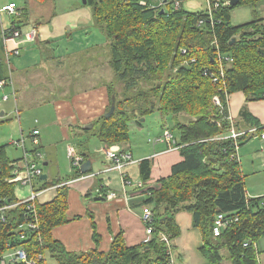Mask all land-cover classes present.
Listing matches in <instances>:
<instances>
[{
  "label": "trees",
  "instance_id": "1",
  "mask_svg": "<svg viewBox=\"0 0 264 264\" xmlns=\"http://www.w3.org/2000/svg\"><path fill=\"white\" fill-rule=\"evenodd\" d=\"M260 1L240 0L230 5L221 0L209 14L207 8L188 11L181 6L182 1L175 8L173 0L158 5H152L150 0H87L92 21L105 34L109 45L112 79L106 85L108 104L104 113L94 120L91 128L80 126V133L97 137L105 147L116 144L124 150L131 121L139 124L141 117L157 110L162 117L172 116L173 128L178 132L174 142L180 159L171 165L167 175L157 178L151 186L152 160H139L137 179L142 181L141 187L133 184V178L125 170L123 174L104 171L110 162L102 152L105 164L101 170L95 172L91 168L82 173L79 168L71 167L73 178L116 172L120 189H109L110 178L107 177L104 182L100 181L98 194L106 198L108 192H114L117 197L129 199L128 188L132 186L130 191L139 190L142 195L141 210L135 214L139 217L142 208L148 206L153 216L145 223L139 218L152 232L145 233V239L137 243L128 244L120 231L112 236L105 251L98 247L70 251L53 237L52 229L70 221L67 182L73 178L41 179L45 173L38 159L42 175L34 179V190L56 186L55 194L47 202H40L38 198L34 203L23 202L26 190L23 192V186L10 181L14 178V163L33 159L36 152L41 155L42 152L38 149L39 129L32 128L26 136L20 127L17 138L10 141L12 148L20 149L18 157L11 158L7 152L8 142H0V203H14L0 219V262L8 259L9 252H14L11 249L21 247L31 262L10 264H47L48 258L57 264H169L171 253L162 235L172 242V249L175 248L173 240L180 233L175 216L179 211H186L192 216V225L202 235L199 250L205 264H224L225 260L230 264H261L257 242L264 238V195H248L238 149L249 139L247 134L256 130L263 142L264 125L242 109L240 115L257 127H250L237 139L227 136L232 123L227 108L228 95L241 91L246 101L264 98V16L255 9ZM244 5L253 7L251 19L233 24L232 10ZM18 8V14L4 12L14 17L8 27H3V12H0V81H4L1 90L11 88L15 57L6 50L3 36L14 29L23 31L28 19V6L24 3ZM3 95H7L8 100L9 94ZM3 95L1 101H6ZM215 96L220 105L214 102ZM111 106H114L113 112L106 117ZM232 124L237 131H242ZM34 130L38 133L34 134ZM79 153L85 160L93 158L87 148ZM132 209L129 201L128 210ZM219 213L233 220L220 235L214 236L212 227ZM90 217L92 236L98 245L100 235L92 215ZM29 223L36 225L31 228ZM244 242L248 244L243 245ZM222 249L227 250V256L221 253Z\"/></svg>",
  "mask_w": 264,
  "mask_h": 264
},
{
  "label": "crops",
  "instance_id": "2",
  "mask_svg": "<svg viewBox=\"0 0 264 264\" xmlns=\"http://www.w3.org/2000/svg\"><path fill=\"white\" fill-rule=\"evenodd\" d=\"M21 1L22 5L25 3L28 6L29 11L28 19H26V24L23 25L25 27L22 30H29L34 27L36 29V37L32 41L21 43L20 55L13 58L12 85L11 88H6H9L10 95L14 98L18 133L20 127L26 136L30 135L29 131L32 128L39 129L40 144L38 149L42 152L43 158L45 157L43 165L49 166L48 170L43 172L46 175V179L63 180L64 178L60 176L61 168L56 158V145L54 143L64 139L68 140V131L73 130L74 133H80V126L93 123L98 116L104 113L108 104L106 85L112 79V71L108 65V52L102 50L103 57H107V74L103 73L105 66L102 62L93 64V71H85L80 74L78 71L81 66L79 67L78 64L76 68L74 67L71 71H67L72 65L76 64L72 61L74 59L78 60L77 57L80 56L78 53L85 48V41H87L88 46L97 44L91 43L92 41L89 40V26L93 22L90 14L91 9L85 7L84 5L86 4H83L80 0H69L68 5L65 7L55 6L56 1H54L55 3H50L49 0H45V4L37 2V0ZM164 1L158 0L161 3H164ZM11 2L16 3V10L18 9L17 11H19L18 6L22 5H19L15 0H6L4 4ZM38 5L41 7L40 9H38ZM249 7H251L252 11L253 7ZM255 9L260 16H264V0L258 2L255 5ZM12 18L14 19L12 15H8L6 21L2 19L3 27H8L11 20H13ZM69 46H74V48L66 50ZM107 75L111 78L107 77ZM80 76H87L86 86L74 89L70 96H64L63 98L61 94L63 91H61L60 96L56 93L53 94V90L56 88L55 85L58 82L61 85V87H58L63 90L62 86L64 89L68 88V84L72 85L74 80L79 81L78 78ZM91 78L109 81L106 84L105 81L103 84H93L96 82L93 81L91 84L89 82ZM43 105L50 106L49 115L36 111ZM227 108L232 123H235L234 125L242 131H248L250 127H257L252 126L240 115L242 109L255 117L259 124L264 125V98L246 101L245 95L241 91H237L228 95ZM0 113H2L0 117H3L4 121L9 122L10 114L6 107L2 108ZM27 128L28 131L26 130ZM256 131L247 134L248 143L252 144L256 140H260ZM18 133L16 134L17 136ZM69 144L72 146L71 143ZM75 148L79 153L81 149L78 146ZM124 148L129 150L133 157V153L126 145ZM243 148L239 150L242 171L246 176L253 174L258 177L259 180L254 185L255 188H258L264 182V174L262 173L264 172V150L261 149L259 153L257 150H253L246 156L244 154L246 152H244V166L241 156ZM96 153L99 152L97 151ZM92 157L91 160L86 159L90 160L92 170L95 172L101 170L105 164L103 154L101 163L95 170L93 168L95 158L93 155ZM138 161L137 166L131 164L125 169L131 178L139 177L137 171ZM247 164L248 167L246 166ZM107 177L110 178V181L107 182L108 188L119 190L121 186L116 172L98 177H88L69 184L67 216L70 221L52 229L53 237L61 241L67 250L85 251L98 247L99 250L105 251L109 248L112 236L120 231L128 244L137 243L145 239L144 226L135 214L141 210L139 206V201L142 197L141 193H139L140 191H133L134 189L130 191L131 186L128 188L131 198L125 199L120 195L114 199H106L98 194V186L100 181ZM149 185H154V182H150ZM55 188L56 186H51L40 191L37 200L40 202L50 201L55 194ZM19 190H17L18 193L22 194ZM258 194L259 190L254 195ZM97 196L103 198H96ZM129 201L134 207L132 209L134 212L128 210ZM91 215L100 235L98 245L95 244L92 236ZM74 216L80 217L73 219ZM175 219L180 228V233L173 240L175 264H205V258L199 250L202 244V235L199 229L192 225L191 214L186 211H179L176 213ZM257 248L260 251L259 261L264 264V241ZM224 264H230V262L227 261Z\"/></svg>",
  "mask_w": 264,
  "mask_h": 264
},
{
  "label": "rangeland",
  "instance_id": "3",
  "mask_svg": "<svg viewBox=\"0 0 264 264\" xmlns=\"http://www.w3.org/2000/svg\"><path fill=\"white\" fill-rule=\"evenodd\" d=\"M2 1H3V3H2ZM5 1L6 0H0V6L2 4H4ZM15 1L18 2L19 5H22L21 0H15ZM54 1H56V3ZM80 1L82 2V0H80ZM160 1H163V0H160ZM166 1L169 2L172 0H166ZM37 2H41L43 4L46 3L45 0H37ZM49 2L55 3V6H58V7H60V6L65 7L68 5L69 0H49ZM159 3H161V2H158V0H154V1L151 0L152 5H158ZM84 6L91 9V7L89 5H84ZM181 6L188 11H197V10L205 9L207 6V1L206 0H182ZM19 7H21V6H19ZM40 8L41 7L38 5V9H40ZM90 14H91V10H90ZM231 15H232L231 22L233 24H240V23L246 22V21L250 20L252 17L251 7L246 6V5L239 6L231 12ZM1 16L4 19V21H6V19L8 18V15L4 12L1 13ZM23 27H25V26H23ZM26 30H28V29H23V31H26ZM88 34L90 37L89 40L92 41L91 43H97V44L96 45L93 44L91 46H88L87 41H85V43H84L85 48L84 49H86V48L87 49L86 50L82 49V51L78 53V55H80L77 57L78 60L74 59L72 61V62H75L76 64L72 65V67H70V69H68L67 71H69V70L71 71L74 67L76 68L77 64L79 67L81 66V69L78 71L80 74L84 73L85 71H93V64H100L102 62V64H104V66H105V71L103 70V73L107 74L108 73V71H107L108 68L106 66L107 57H105V56L103 57V53H102V50H105L106 52H108V49H109V45H108V42L105 38V34L98 28V26L94 22H92V25L89 26ZM73 48H74V46H69L66 48V50L67 49L72 50ZM68 61H69V59H68ZM111 74H112V72H111ZM87 76H84V77L80 76L78 78L79 81L74 80L72 82V85L68 84V88L66 87V89H64V87L62 86L63 90L60 89L61 85L58 82L57 85H55L56 88L53 90V94L56 93L58 96H60L61 91H63V93H61L62 98L64 96H70L74 89H76V88L80 89L81 87L87 85V84H85L88 80ZM107 77H109V76L107 75ZM109 78H111V77H109ZM101 80L102 79L96 80L94 78H91L89 82L92 84L93 81H96L93 84H97V83L103 84V82L106 79H104L102 81ZM108 81H105V84ZM58 86H60V87H58ZM115 87H118L117 83H116ZM119 91L121 92L122 90H119ZM3 93L9 94L8 100L1 101V96L3 95ZM46 94L49 95L48 93H46ZM50 95H52V94H50ZM4 107H6L8 113L10 114V117L8 118L9 122L4 121L2 119L3 117H0V142H2V143L8 142L7 152L11 158H14V157L19 156L21 151H20V149L12 148L11 143H10L12 138L13 139L17 138L16 134L18 133V127H17V112H16L15 103H14V98L10 95L9 88H4L3 90L0 89V110ZM50 109H51L50 106L43 105L41 108H38V110H36V111L43 112L44 115H49ZM51 113H52V111H51ZM141 118H143L141 123H139V124L135 123L134 122L135 120H134V121H131V123L129 124V140L126 143V146L133 153V159L134 160L136 159L135 162L133 163L134 166H137V161L139 159H142L145 157L151 158V160H152V174H151L150 181L154 182L157 178L167 175L168 172L170 171L171 165L180 159L179 151H178L177 147L175 146V142H174L175 139L178 138V132L176 129L173 128L174 121H173L171 115L162 117L161 113L156 110V111L151 112V113H149V114H147ZM28 128L26 130H28ZM66 128L68 129V127H66ZM165 130H168L172 136V142H171L170 148L166 142L158 141V142L153 144V140H155L157 137L163 135V131H165ZM248 142H249V140L247 142H245L244 144H242L238 149V154L240 156L239 150L241 148H243L244 145H246V147H244L242 152H241V156L243 159V165L245 162L244 161L245 159L243 158L244 152H246V153H244L245 156L248 155L249 153L253 152V150H257L259 153L263 147V142L261 140H256L255 143H252V144L248 143ZM69 143H71L72 146H74V147L78 146L82 150H85L87 148L88 151L95 158V160H94L95 165L93 166V168H94V170L97 169V167L101 163L102 154L100 153V149L103 146L100 144L97 137H95L93 135H86L85 133H82V134L81 133H74L73 130L70 132L68 131V140L64 139L62 141H57L54 143L56 145V158L58 159V161L60 163V168H61L60 176H62L61 178H67V177L73 178V171L71 169V166L69 164V161L66 157V152H65L67 149V146L70 145ZM78 144H80V145H78ZM97 151L99 153H96ZM155 156H157V157L154 158ZM44 158L42 156V158L39 161H40V164H41V166L45 172V170H48L49 166L43 165ZM246 166L248 167V164ZM131 172H132V168H131ZM262 173L264 174V172H262ZM258 180H259L258 177H256L253 174L247 175L245 177L244 181H245V184L247 187V193L249 196L264 195V182L261 183L260 187H258V188H255V186H254L258 182ZM133 181L134 182L137 181V177L133 178ZM258 190H259V194L254 195V194H257ZM259 241H260V243H262L264 241V238H261L258 240L257 247L260 244ZM221 253L224 256H227V250L226 249H222ZM227 261L228 260H225L224 263H226ZM47 264H57V263L55 262V260L48 258Z\"/></svg>",
  "mask_w": 264,
  "mask_h": 264
},
{
  "label": "built area",
  "instance_id": "4",
  "mask_svg": "<svg viewBox=\"0 0 264 264\" xmlns=\"http://www.w3.org/2000/svg\"><path fill=\"white\" fill-rule=\"evenodd\" d=\"M182 0H173V6L175 8L180 6ZM207 1V6L206 8L208 9L209 14L211 13L212 9L216 8L219 6L221 0H206ZM229 2V0H226ZM0 12H7L10 14H18V11L16 10V4L14 2L7 3V4H2L0 6ZM210 19H212L211 15H209ZM201 23V21H200ZM36 37V29L32 27L31 29L27 31H21L19 29H14V31L10 34L4 35L3 36V42L5 44V48L8 51V53L13 54L17 56L20 53V45L24 41H32ZM231 60V59H230ZM4 84V81H0V86ZM3 100L7 99V95H3L2 97ZM214 102L217 105H220L219 98L217 96L214 97ZM229 120H231V117L229 116ZM231 122V121H230ZM34 134H37L38 131L34 130ZM244 133V131H237L234 127L233 124L231 123V128L229 131V134L227 135L228 137H231L233 139H237L239 135ZM171 134L168 130L163 131V135L157 137L155 140H153V144L161 141V142H166L169 143V148L171 147L170 142H171ZM261 138L263 140V146H264V132L261 134ZM34 142H37L36 139H34ZM100 152L104 153L105 158L107 161L110 162L104 169V171H118L120 174H123L124 170L126 167L130 166L135 162L133 159L131 153L127 149H121L120 146L114 144L110 145L108 147L102 146L100 149ZM67 157L69 158L70 161V166L72 168H81V165L86 161L84 157L76 151V149L73 146L68 145L67 146ZM236 157H238L237 152H236ZM42 155L39 152H36L34 154L33 159L28 160V158H25L23 160H20L18 162L14 163V168L12 171V175L14 178H12L10 181L12 182H18L21 186H23V191L26 190V195L23 196V202L25 201H30L31 203H34L35 199L38 197L40 191L44 190H34V179L40 177L42 175V170L40 168V165L38 163V159H41ZM98 173H89L85 175H81L79 177H75L72 180L68 181V184H72L76 181L79 180H84L88 177H94ZM129 184V182H127ZM137 187L142 186V181L137 179L133 183ZM17 185V186H20ZM20 186V187H21ZM18 196V195H17ZM20 198V196H18ZM117 198V194L114 192H109L106 195V199H114ZM0 203V219L3 218V215L7 209L12 207L14 203ZM153 216V212L151 211L148 206H145L142 208V213L139 216L141 218L142 222L145 223L146 221H151ZM233 219H230V217H227L226 214L224 213H219L216 215L212 227L213 235L218 236L220 235L221 231L223 228L228 226ZM236 220V218H234ZM35 223H29L28 226L31 228L35 227ZM145 227V233L151 234V227L144 225ZM19 237H23V234H21ZM148 239V237H147ZM162 239L167 243L168 251L171 253L170 258H169V264H175V257H174V248L172 249V242L167 239L165 235H162ZM248 242H244L243 245H247ZM14 251L13 253L9 252L7 255V260H2L0 264H10V263H15L19 261H24L26 263H30V259L27 257L26 252L24 251L23 248L17 247L15 249H11Z\"/></svg>",
  "mask_w": 264,
  "mask_h": 264
},
{
  "label": "water",
  "instance_id": "5",
  "mask_svg": "<svg viewBox=\"0 0 264 264\" xmlns=\"http://www.w3.org/2000/svg\"><path fill=\"white\" fill-rule=\"evenodd\" d=\"M165 2V1H164ZM240 2V0H229V4L230 5H236V4H238ZM82 3L83 4H86L87 3V0H82ZM163 11V9H161V12ZM113 109H114V106H111L110 107V109L105 113V116L106 117H108V116H110V114L113 112ZM2 113H0V115H1ZM140 121H142L143 120V118H140L139 119ZM93 126V123H88V124H85L84 125V128H86V129H89V128H91ZM91 169V164H90V160H86L82 165H81V168H80V170H81V172L82 173H86L87 171H89ZM46 177V175L45 174H43L40 178L41 179H44ZM96 198H99V199H102L103 197H96Z\"/></svg>",
  "mask_w": 264,
  "mask_h": 264
}]
</instances>
